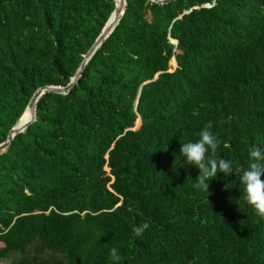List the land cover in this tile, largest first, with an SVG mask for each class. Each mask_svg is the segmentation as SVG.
Instances as JSON below:
<instances>
[{"label": "trees", "instance_id": "16d2710c", "mask_svg": "<svg viewBox=\"0 0 264 264\" xmlns=\"http://www.w3.org/2000/svg\"><path fill=\"white\" fill-rule=\"evenodd\" d=\"M115 3L0 0V143L39 87L68 84ZM208 121L238 171L264 147V0H126L0 154V264H264L238 175L208 193L178 156Z\"/></svg>", "mask_w": 264, "mask_h": 264}, {"label": "clouds", "instance_id": "9594fccd", "mask_svg": "<svg viewBox=\"0 0 264 264\" xmlns=\"http://www.w3.org/2000/svg\"><path fill=\"white\" fill-rule=\"evenodd\" d=\"M212 121H208L199 131L195 140H187L181 143L179 157L183 158V165H192L199 169L195 184L209 193V183L217 178L218 173H223L224 178L230 174L238 175L240 192L244 202L251 206L257 216L264 219V147L253 145L247 152V166L239 171L233 162L216 155L219 137L214 133ZM211 153V156L208 153ZM175 170V169H174ZM149 225L147 222L137 225L133 229L136 236H140ZM110 257L114 262L120 260L119 249L112 247L109 250Z\"/></svg>", "mask_w": 264, "mask_h": 264}, {"label": "water", "instance_id": "95a60500", "mask_svg": "<svg viewBox=\"0 0 264 264\" xmlns=\"http://www.w3.org/2000/svg\"><path fill=\"white\" fill-rule=\"evenodd\" d=\"M150 1L158 3V4H166L172 0H150ZM125 5H126V0H121L119 5H116L115 3L114 10L111 12L105 25L103 26L97 38L94 40L93 44L90 46L88 51L84 54L79 67L77 68L75 74L72 76V78L70 79L67 85L65 86H54V85L41 86L33 93V95L30 98L29 103L27 104L25 110L23 111L19 119L17 120L16 124L12 128H10L5 140L0 143V154L3 153L9 147L12 139L18 133L23 132L35 120L37 102L43 94L47 92L65 94L69 92V90L73 88V86L79 81L82 70L87 64V62L91 59L95 51L99 48L102 42L112 33V31L118 24L120 17L124 13ZM25 111L29 112V117L25 120H22V117Z\"/></svg>", "mask_w": 264, "mask_h": 264}, {"label": "bare ground", "instance_id": "6f19581e", "mask_svg": "<svg viewBox=\"0 0 264 264\" xmlns=\"http://www.w3.org/2000/svg\"><path fill=\"white\" fill-rule=\"evenodd\" d=\"M115 1H116V5H119L121 0H115ZM172 41L175 42L174 40H172ZM174 65H175V63H174ZM28 117H29V112L25 111V113L23 114L22 120H25Z\"/></svg>", "mask_w": 264, "mask_h": 264}, {"label": "rangeland", "instance_id": "374dc122", "mask_svg": "<svg viewBox=\"0 0 264 264\" xmlns=\"http://www.w3.org/2000/svg\"><path fill=\"white\" fill-rule=\"evenodd\" d=\"M170 65H171L172 67H174V66H175V65H173V64H171V63H170ZM138 125H139V123H138V124L136 123V126H138Z\"/></svg>", "mask_w": 264, "mask_h": 264}]
</instances>
